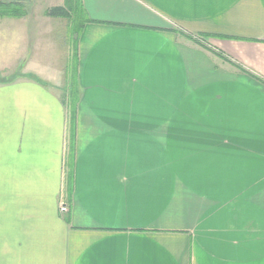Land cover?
<instances>
[{
  "label": "crops",
  "instance_id": "0c3cea01",
  "mask_svg": "<svg viewBox=\"0 0 264 264\" xmlns=\"http://www.w3.org/2000/svg\"><path fill=\"white\" fill-rule=\"evenodd\" d=\"M1 1L0 264H264V0Z\"/></svg>",
  "mask_w": 264,
  "mask_h": 264
},
{
  "label": "rangeland",
  "instance_id": "374dc122",
  "mask_svg": "<svg viewBox=\"0 0 264 264\" xmlns=\"http://www.w3.org/2000/svg\"><path fill=\"white\" fill-rule=\"evenodd\" d=\"M74 3H75L74 0H66V4H67L66 10L70 14L68 16H66L65 18H63V19H65V22H68L66 24V26L72 23V30L70 29V27L63 26V27H60L59 28V32H57V46L61 49V51H62L61 54H63V56L66 55V57L70 54V50L68 49V41L71 39L72 40L71 42L73 43V39L69 38V36L72 34V31L74 32V27H76V28L79 27V25L81 23L80 16L78 17V20H75V22L74 21H72V22L69 21L70 20V15H71V13H73V12H71V10L74 7ZM66 39L68 40L67 41V45H66V42H65ZM57 62H59V64H60V61H59L58 58H57Z\"/></svg>",
  "mask_w": 264,
  "mask_h": 264
},
{
  "label": "trees",
  "instance_id": "16d2710c",
  "mask_svg": "<svg viewBox=\"0 0 264 264\" xmlns=\"http://www.w3.org/2000/svg\"><path fill=\"white\" fill-rule=\"evenodd\" d=\"M25 14V7L21 4V2H7L0 0V15L1 16H9V17H22ZM52 17L64 16V11L61 9H52L51 12L48 13ZM239 69L247 74H249L245 69L239 67ZM251 75V74H250Z\"/></svg>",
  "mask_w": 264,
  "mask_h": 264
},
{
  "label": "built area",
  "instance_id": "2783aa9c",
  "mask_svg": "<svg viewBox=\"0 0 264 264\" xmlns=\"http://www.w3.org/2000/svg\"><path fill=\"white\" fill-rule=\"evenodd\" d=\"M67 211H68V208H67L66 204H62V206H61V212L65 213Z\"/></svg>",
  "mask_w": 264,
  "mask_h": 264
}]
</instances>
